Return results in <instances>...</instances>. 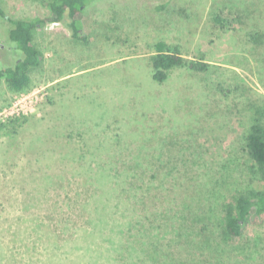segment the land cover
<instances>
[{
  "label": "rangeland",
  "instance_id": "1",
  "mask_svg": "<svg viewBox=\"0 0 264 264\" xmlns=\"http://www.w3.org/2000/svg\"><path fill=\"white\" fill-rule=\"evenodd\" d=\"M80 24L33 30L29 89L0 80V264H264V213L214 245L221 202L264 190L241 140L264 108V0H95ZM7 31L0 15V66ZM155 41L203 66L155 83ZM203 224L212 247L190 248Z\"/></svg>",
  "mask_w": 264,
  "mask_h": 264
},
{
  "label": "trees",
  "instance_id": "2",
  "mask_svg": "<svg viewBox=\"0 0 264 264\" xmlns=\"http://www.w3.org/2000/svg\"><path fill=\"white\" fill-rule=\"evenodd\" d=\"M40 1L45 6L46 12L32 18L11 17L0 7V15L8 22L9 50L16 55L12 64L0 66V80L3 79L7 88L13 92L26 91L31 87V71L38 68L43 59L42 53L33 39V30L37 26H43L48 22H62L71 31L74 38H87L81 33L80 15L85 7L95 0ZM151 47L154 54L150 56V74L151 79L157 84L166 82L173 69L180 67L197 69L203 66L200 61L183 57L177 46H168L163 41H155L152 42ZM241 140H243L242 146L251 161L250 166L264 180V108H257L250 116V122L241 134ZM220 208L217 226H214L219 234L218 241L214 242L216 248L227 244L230 239L238 237L248 219L260 217L264 213V190H239L228 201L221 202ZM192 228L194 229L185 233V235L193 234L187 241L190 248L198 238V243H201L200 247H212L214 240L209 238L204 224L198 229L196 226H192ZM168 260L166 264H185L181 259L174 257Z\"/></svg>",
  "mask_w": 264,
  "mask_h": 264
}]
</instances>
